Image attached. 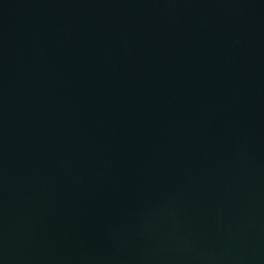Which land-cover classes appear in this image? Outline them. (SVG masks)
Here are the masks:
<instances>
[{"label": "water", "instance_id": "1", "mask_svg": "<svg viewBox=\"0 0 264 264\" xmlns=\"http://www.w3.org/2000/svg\"><path fill=\"white\" fill-rule=\"evenodd\" d=\"M0 264H264V0H0Z\"/></svg>", "mask_w": 264, "mask_h": 264}]
</instances>
